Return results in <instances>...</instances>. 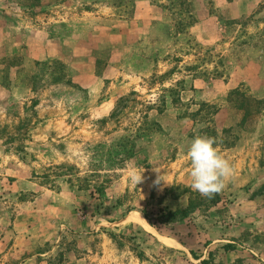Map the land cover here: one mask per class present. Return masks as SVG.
<instances>
[{
    "label": "rangeland",
    "instance_id": "1",
    "mask_svg": "<svg viewBox=\"0 0 264 264\" xmlns=\"http://www.w3.org/2000/svg\"><path fill=\"white\" fill-rule=\"evenodd\" d=\"M0 264H264V0H0Z\"/></svg>",
    "mask_w": 264,
    "mask_h": 264
},
{
    "label": "clouds",
    "instance_id": "2",
    "mask_svg": "<svg viewBox=\"0 0 264 264\" xmlns=\"http://www.w3.org/2000/svg\"><path fill=\"white\" fill-rule=\"evenodd\" d=\"M214 145L215 141L212 137L196 135L187 151L191 164L190 187L208 198L221 192L226 181L234 174L230 161ZM153 171L157 173L154 184L158 185L160 181L167 183L161 174L160 167L153 166ZM143 172L133 171L131 181L136 185L141 183L144 179Z\"/></svg>",
    "mask_w": 264,
    "mask_h": 264
},
{
    "label": "trees",
    "instance_id": "3",
    "mask_svg": "<svg viewBox=\"0 0 264 264\" xmlns=\"http://www.w3.org/2000/svg\"><path fill=\"white\" fill-rule=\"evenodd\" d=\"M196 207V204L194 202V200L190 201L188 203L187 206L183 207V208H176L173 210H168L165 214H164V218L165 220H169V221H177L179 219H182L185 216H188L189 213H191ZM152 225H156L155 222H152Z\"/></svg>",
    "mask_w": 264,
    "mask_h": 264
}]
</instances>
